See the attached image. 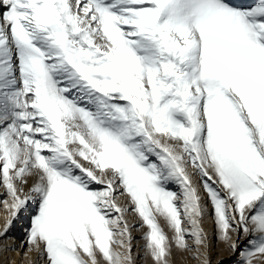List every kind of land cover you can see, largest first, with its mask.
<instances>
[{"label": "snow or ice", "instance_id": "6c2138e0", "mask_svg": "<svg viewBox=\"0 0 264 264\" xmlns=\"http://www.w3.org/2000/svg\"><path fill=\"white\" fill-rule=\"evenodd\" d=\"M0 189L29 264H264V0H0Z\"/></svg>", "mask_w": 264, "mask_h": 264}, {"label": "bare ground", "instance_id": "6f19581e", "mask_svg": "<svg viewBox=\"0 0 264 264\" xmlns=\"http://www.w3.org/2000/svg\"><path fill=\"white\" fill-rule=\"evenodd\" d=\"M242 2H246V0H242ZM175 188V187H174ZM0 191H2V189H0ZM119 203H125L126 200L124 197L119 198L118 200ZM5 210L3 208V205L0 204V230L3 229V224H4V220H5ZM32 215L31 209H27L26 211H22L19 214V217L15 220L14 225L11 229V235L15 238L14 240H0V243H7V244H15L16 245V249L12 250V251H8V252H3L0 253V261H2L4 259L5 256L11 257L13 264H29V257L32 258V260L36 259V253L35 252H30L28 254V257H24L23 253L27 250L26 248L24 249L20 247V242L21 240H23V238L25 237L26 234V229L27 226L30 224V217ZM128 219L130 222L134 221V220H138L137 217L134 216V214L129 213L128 214ZM17 223V225H15ZM206 230L209 231H214V223L211 219V217L209 216L205 221H204V225ZM146 227V226H145ZM144 229H140L139 231L137 229H133V235L136 237V243L138 244H143V240L140 238V234ZM25 246V245H24ZM20 253V256L22 255L23 258L19 259L18 255ZM134 252H136V249L134 250ZM139 256H137V260ZM214 258L215 260L218 259V263L221 264L222 262H225L229 259L228 254L226 253V251H220L219 249L217 250H212L211 252V259Z\"/></svg>", "mask_w": 264, "mask_h": 264}, {"label": "rangeland", "instance_id": "374dc122", "mask_svg": "<svg viewBox=\"0 0 264 264\" xmlns=\"http://www.w3.org/2000/svg\"><path fill=\"white\" fill-rule=\"evenodd\" d=\"M172 187L174 188L175 185H172ZM27 209H31V212L33 214L34 208L31 205ZM15 225H17V223ZM29 225L27 226V228L29 227ZM212 244H213L212 250H217V249H219L220 251L224 250L228 254L229 259L225 262H222L221 264H235V261H236V259H238V257L234 256L233 253L231 252V250L222 241L213 239ZM25 248L26 249L28 248V246L26 244L24 246V249ZM20 253L21 252H19V255H18L19 259L22 258V255L20 256ZM138 259H139L138 264H153L150 256H143L141 254V255H139ZM211 260H212V264H219L218 259L215 260L214 258H212ZM176 264H197V262L195 260H193L187 253L177 252L176 253Z\"/></svg>", "mask_w": 264, "mask_h": 264}]
</instances>
